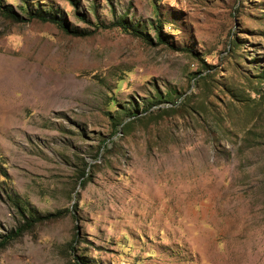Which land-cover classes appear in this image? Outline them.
<instances>
[{"label":"rangeland","instance_id":"1","mask_svg":"<svg viewBox=\"0 0 264 264\" xmlns=\"http://www.w3.org/2000/svg\"><path fill=\"white\" fill-rule=\"evenodd\" d=\"M0 4V264H264V0Z\"/></svg>","mask_w":264,"mask_h":264},{"label":"trees","instance_id":"2","mask_svg":"<svg viewBox=\"0 0 264 264\" xmlns=\"http://www.w3.org/2000/svg\"><path fill=\"white\" fill-rule=\"evenodd\" d=\"M0 11L2 14H4L5 17L10 18L11 20H17V14L15 12H13L10 8L5 7L4 5L0 4ZM29 17H34L37 18L39 20H44V21H49L54 23L55 25H58L63 31L65 32H70L72 34H80L81 32H78L77 30H73V29H69L62 21H60L58 18L55 17H44V14H39V13H31L29 15H27ZM79 19L83 20L84 22L88 23V21H86L83 17V15L78 16ZM118 25L120 26V28H122L125 32H129L131 34H136L137 32L132 31L127 29L126 25L124 24L123 21H115V22H111L109 24H105V23H96L93 24V28H96L97 26L100 27H105L108 25ZM40 216L37 215H31L29 214L27 216V220H25V222H27V224L31 223L32 221L38 219ZM21 226L17 227L14 231H12L11 234L13 235H17V233L21 230Z\"/></svg>","mask_w":264,"mask_h":264}]
</instances>
